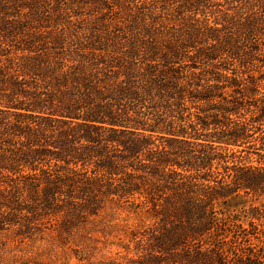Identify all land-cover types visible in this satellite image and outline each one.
<instances>
[{
	"label": "trees",
	"instance_id": "trees-1",
	"mask_svg": "<svg viewBox=\"0 0 264 264\" xmlns=\"http://www.w3.org/2000/svg\"><path fill=\"white\" fill-rule=\"evenodd\" d=\"M1 237L264 264V0H0Z\"/></svg>",
	"mask_w": 264,
	"mask_h": 264
},
{
	"label": "rangeland",
	"instance_id": "rangeland-1",
	"mask_svg": "<svg viewBox=\"0 0 264 264\" xmlns=\"http://www.w3.org/2000/svg\"><path fill=\"white\" fill-rule=\"evenodd\" d=\"M119 220H124L128 225L136 224L137 218L133 214L121 213ZM2 238V237H1ZM0 238V239H1ZM10 238V236L8 237ZM6 237L0 241V264H76L77 260L67 249L56 247L49 239L45 241H26L23 243L13 242ZM114 250V248H112ZM101 255L110 256L107 250L96 253V257Z\"/></svg>",
	"mask_w": 264,
	"mask_h": 264
}]
</instances>
